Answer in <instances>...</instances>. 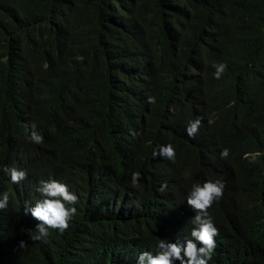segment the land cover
<instances>
[{"label": "trees", "instance_id": "trees-1", "mask_svg": "<svg viewBox=\"0 0 264 264\" xmlns=\"http://www.w3.org/2000/svg\"><path fill=\"white\" fill-rule=\"evenodd\" d=\"M33 122L42 144L27 140ZM167 144L174 162L153 156ZM5 167L27 179L0 170V264H136L159 239L191 238L187 195L217 179L209 264H264V0H0ZM50 179L78 197L76 215L34 240L24 202Z\"/></svg>", "mask_w": 264, "mask_h": 264}, {"label": "clouds", "instance_id": "clouds-1", "mask_svg": "<svg viewBox=\"0 0 264 264\" xmlns=\"http://www.w3.org/2000/svg\"><path fill=\"white\" fill-rule=\"evenodd\" d=\"M215 68L214 78L220 79L227 70L225 63L213 64ZM147 102L154 104L156 98L149 96ZM202 126V118L197 117L188 122L186 134L190 138H195ZM27 140L33 144H42L43 136L37 131V125L26 123L23 125ZM134 136L139 133L133 132ZM15 146L7 147V153L14 150ZM230 154V150L225 148L220 153L222 159H226ZM153 156H160L175 161L176 150L172 144L161 146L158 151L153 152ZM7 173L13 184H20L27 179V172L16 167L0 169ZM141 177L139 172L132 173V186L139 188ZM166 185L161 186V191ZM225 182L221 179L215 181L208 180L203 184L194 183L187 195V205L196 213L192 218L194 227L191 230L190 239H186L183 243L168 242L159 239V251L153 255L151 252H141L137 257L136 264H209L215 252V237L219 235V230L215 227L213 217L209 209L214 202H218L223 198ZM36 191L40 195V199L35 201L34 206H29L31 200L24 202L25 214H31V217L40 223L37 225L38 235L32 239L40 240L42 237L47 238L49 230H56L63 234L70 227V221L76 215L74 205L78 201V197L69 190L68 186L57 180H42ZM9 196L7 193H0V211L7 208ZM23 246V242H21Z\"/></svg>", "mask_w": 264, "mask_h": 264}, {"label": "bare ground", "instance_id": "bare-ground-1", "mask_svg": "<svg viewBox=\"0 0 264 264\" xmlns=\"http://www.w3.org/2000/svg\"><path fill=\"white\" fill-rule=\"evenodd\" d=\"M33 195V194H32Z\"/></svg>", "mask_w": 264, "mask_h": 264}]
</instances>
